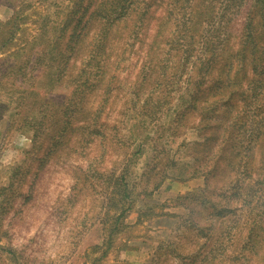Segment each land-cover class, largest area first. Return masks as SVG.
<instances>
[{
    "label": "rangeland",
    "instance_id": "rangeland-1",
    "mask_svg": "<svg viewBox=\"0 0 264 264\" xmlns=\"http://www.w3.org/2000/svg\"><path fill=\"white\" fill-rule=\"evenodd\" d=\"M98 1L0 0V264H264L262 3Z\"/></svg>",
    "mask_w": 264,
    "mask_h": 264
},
{
    "label": "trees",
    "instance_id": "trees-1",
    "mask_svg": "<svg viewBox=\"0 0 264 264\" xmlns=\"http://www.w3.org/2000/svg\"><path fill=\"white\" fill-rule=\"evenodd\" d=\"M128 1L127 5L131 4V0H102L98 1L97 9L93 10L92 13L101 16L102 18H106L107 22H113L120 18L123 13L126 12L127 6L125 7V3ZM259 3H262V8H264V0H259ZM78 6V5H77ZM79 7H82V5H79ZM76 11L72 9L69 16L74 14ZM115 185L118 189V192L120 194L119 200H122L123 203H125L126 200L130 199L131 196L126 188V180L124 176V172H121V174L117 175L115 178ZM124 205V204H123ZM121 215V214H120ZM119 216L115 218V227L117 225V222L119 220Z\"/></svg>",
    "mask_w": 264,
    "mask_h": 264
}]
</instances>
